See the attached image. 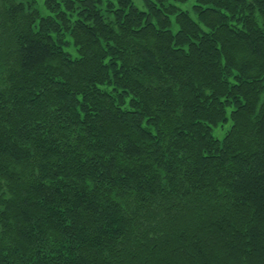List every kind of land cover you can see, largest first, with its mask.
<instances>
[{
  "label": "trees",
  "instance_id": "16d2710c",
  "mask_svg": "<svg viewBox=\"0 0 264 264\" xmlns=\"http://www.w3.org/2000/svg\"><path fill=\"white\" fill-rule=\"evenodd\" d=\"M188 1L0 0V264H264V0Z\"/></svg>",
  "mask_w": 264,
  "mask_h": 264
},
{
  "label": "rangeland",
  "instance_id": "374dc122",
  "mask_svg": "<svg viewBox=\"0 0 264 264\" xmlns=\"http://www.w3.org/2000/svg\"><path fill=\"white\" fill-rule=\"evenodd\" d=\"M17 2H22V1H26V0H16ZM134 2V4L140 9V10H145L146 9V0H132ZM197 0H189L187 3L184 4H178L179 8L183 11H188L191 12V15L193 16V18L196 19L195 14H193L192 9L193 6L196 4ZM36 8L39 10L40 14L42 17H46L48 15V11L45 5V0H36V4H35ZM178 30V27L176 24L173 25L172 27V31L174 33H176ZM69 53L71 52L73 54V57L77 56V53L75 52V47L73 46V44L70 47H67L66 49ZM231 128V122L224 124V125H220L219 127L215 128L213 131V135L215 138L219 139V140H223V138L225 137V134L228 132V130Z\"/></svg>",
  "mask_w": 264,
  "mask_h": 264
}]
</instances>
